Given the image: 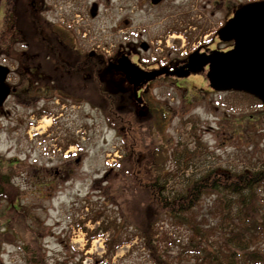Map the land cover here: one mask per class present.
Wrapping results in <instances>:
<instances>
[{"label": "rangeland", "instance_id": "1", "mask_svg": "<svg viewBox=\"0 0 264 264\" xmlns=\"http://www.w3.org/2000/svg\"><path fill=\"white\" fill-rule=\"evenodd\" d=\"M93 1L98 0H77L76 8L70 11L72 4L66 0H47L48 10L46 15L42 12V16H46L50 22L64 24L72 37H82L88 42L93 40L100 43L101 49L104 50L114 48L113 35H118L117 43L125 48L128 42L126 25L121 27V30L114 25L117 18L125 19L127 16V10L122 6L121 0H100L99 17L91 19L89 13L82 22L80 20L81 12L84 10L82 7L86 4L89 7ZM238 1L247 0H231V3ZM8 3V0H0V61H5L15 69L17 63L9 57L8 49L20 42L17 38L20 34L13 36L6 27H3L5 21L12 16ZM62 4H65L62 7L64 9L66 7V10L57 12L56 9L58 10ZM18 19L20 23L29 22L27 17L24 19L23 16H19ZM55 34L57 35L56 32ZM198 40H201V37ZM55 43L60 54L62 52L70 54V56L63 54L64 59L69 60L70 64L77 62L78 52L73 44L65 38L62 42L59 36ZM153 44L158 46L155 39ZM17 48H21L20 44H17ZM31 49L33 53L47 57L44 50H36L34 46ZM158 54L159 50L155 48L147 53V56L158 57ZM49 61L52 62L42 58L39 69L45 70L52 66ZM156 62L161 63L160 60ZM97 68L101 74L102 65ZM92 77L93 73H85V76L81 77V81L83 80L89 89L81 92L72 89L70 92L71 97H78L84 102L79 103L70 99L62 109L51 110V115L38 117L36 126L30 127L28 131L17 128L12 132L10 129L21 121L24 123L26 119H35L33 113L36 105L42 101L48 102V99H41L39 102L37 100L28 106L15 105L13 102L17 103L16 99L6 104L8 124L6 133L0 131V170L11 173L10 182L13 179L22 188L15 208H6L8 202L0 199V237L7 229L5 224L9 221L13 222L14 234L20 242L27 238L36 239L52 263L66 260L69 264H155L151 250L144 244L143 233L136 227L137 225L130 226L131 222L136 221L128 217L127 208L128 211L132 210L131 203L129 204L131 201L127 203V208L124 204L123 209L120 208L119 202L131 197H126L125 193H122L124 195L118 201L110 194V191L119 193L114 185L122 176L119 172L121 166L118 159L123 141L130 139L127 141L132 145H138L143 141L156 143L153 133L158 132L159 143L163 145L164 151L172 155L175 148L194 149L195 138L200 137L202 143L199 145V153L195 154L193 161L188 162L190 166L188 169L183 164L186 171L182 169L178 176L169 182L171 187L183 185L190 174L199 175L214 167L233 171L257 169L264 165V107L260 102L241 94L213 90L206 72L186 78L160 76L144 85L140 92L138 100L142 113L136 117L141 123L138 125L140 132L136 141L130 138L120 124L108 121L101 107L105 105V93L103 92V99L99 93L102 83H106L108 88L112 89L110 86L118 85L117 81H124L123 78L119 76V81L116 79L118 75L112 76L114 84H111L110 77H102L99 82H96L98 76L96 79L95 76ZM94 79L96 81H93ZM95 83L97 87L99 86L98 89H92ZM124 84L125 82L122 85ZM141 88L139 87L137 92ZM137 92L133 91L135 98H138ZM35 94L42 93L39 90ZM50 94V91L45 93L47 96ZM120 107L118 103L113 109L120 110ZM15 111L18 114L11 119V112ZM112 123L118 127L111 126ZM145 124L150 128V135L147 132L143 135L141 133L146 130ZM57 131L61 133L58 135ZM64 136L67 137L63 139ZM142 136L149 138L144 139ZM68 138L75 141L77 146L72 147L70 158L65 159L61 155L60 145L63 146ZM16 155H20V158L17 159ZM38 155L40 160L36 162L37 168H34L31 162ZM58 160L66 162V175L60 173L59 176L63 178L57 181L52 180L51 175L48 176L49 173L38 169L45 165H48V168L56 167ZM167 160V169L175 167L178 169L171 156ZM59 165L61 164L57 166ZM36 175L40 176L38 183L34 182ZM67 178L69 180L64 182L63 179ZM47 179L52 182L48 183ZM214 204V196L204 198L200 207L201 212L198 213L200 218L208 219V223L205 224L212 238L214 230L216 231L212 227L218 224V219L212 215V211L215 210ZM97 215L99 218L95 222L92 217ZM114 218L124 227L123 238L129 239L130 242L121 246L112 258H106L105 240L110 238L113 230L110 228L108 231H102L97 235L98 238L89 241L83 227L95 231ZM153 230L157 233L151 244L157 246L158 254L162 258L169 260L171 264L195 262L192 252L195 247L188 246L193 234L187 226L179 227L171 218L165 216ZM258 242L264 247V242L261 243L260 240ZM0 259V264H26L22 248L12 243L2 244Z\"/></svg>", "mask_w": 264, "mask_h": 264}, {"label": "trees", "instance_id": "2", "mask_svg": "<svg viewBox=\"0 0 264 264\" xmlns=\"http://www.w3.org/2000/svg\"><path fill=\"white\" fill-rule=\"evenodd\" d=\"M8 2L12 16L5 21L3 27H6L13 36L20 34V37L17 36V38L29 46L25 52L33 53L31 47L34 46L36 50H44L46 54L50 53L52 49L58 54L56 50L59 47L55 43L56 38L59 36L63 42L64 38L70 37V35L57 28L46 16H42V12L46 15L47 0H8ZM19 16H23L24 19L27 17L29 22L20 23ZM11 52H18V50L11 47ZM59 61L56 58L53 62H49L54 64L56 69H67L80 77L85 76V73H93L95 79L99 75L97 67L101 64L102 76L110 77L111 84H114L111 79L113 74L111 75V72L106 70L105 62L100 63L87 58L75 64L67 62L69 66L66 67ZM22 63L25 64L26 69H31L35 62L25 60ZM37 63H41V60ZM58 64L61 67L57 66ZM95 79L93 81H96ZM122 80L124 81H117L118 85H111L112 89L108 88L106 83H102L101 88L97 87V83H95L92 89L99 88L100 92H98L102 99L103 92L105 93V105L101 107H103L108 121L112 120L113 123L120 124V127H123L124 131L126 130L132 140L138 141L137 135L140 132L138 125L141 123L136 117L142 113V108L139 107V100L135 99L131 86L126 83L125 79ZM123 82H125L124 85H122ZM234 93L260 102L248 93ZM118 103L121 106L120 110L113 109ZM113 123L110 125L118 127ZM146 130L141 132L142 135L145 132L150 135L148 125H146ZM154 133L153 137H155L156 143L143 141L138 145H132L127 141L130 139L123 141L122 156L118 161L121 166L119 172L122 176L114 185L119 193L110 191L111 196L117 200L124 195L122 193H125L126 197H131V199L126 198L119 202L121 203L120 208L123 209V204L127 208V203L131 201L129 204L131 203L132 210L128 211L127 208L128 217L136 221L131 222L130 226L137 225L136 227L143 233L144 244L151 250L154 263H172L162 258L158 254L157 246L151 244L155 240L156 231H159L157 228H155L156 231L153 230L154 226L167 216L174 221L175 225L187 226L191 230L193 236L188 246L195 247L192 251L195 257L193 264H264V247L258 242L259 240L261 243L264 242V165L257 169L245 168L239 171L214 167L199 175L190 174L183 185L171 187L169 182L175 179L182 169L186 171L183 164L187 166V169L190 167L188 162L193 161L195 154L199 153L202 139L196 136L194 149L175 148L170 155L159 143V133ZM170 156L177 165V170L176 167L167 169V159ZM10 181V173L0 170V199L8 202L6 208L9 209L10 207L15 208L20 196L19 188ZM208 196H214L215 210L212 211V215L218 219V224L212 227L216 229L213 238L205 224L208 223V219L200 218L198 215L201 212L200 207L203 199ZM92 218L96 221L99 215ZM5 225L7 229L0 237V256L3 243L20 245L14 234L13 222L7 221ZM110 228L113 232L106 241V258H112L121 246L130 242L129 239L123 238L122 228L124 227L116 218L108 221L102 227H98V230L90 231L89 241L97 233L108 231ZM24 240L21 247L26 264H69L66 260L50 262L43 252V247L37 243L36 239L27 238ZM186 252L185 250L184 253Z\"/></svg>", "mask_w": 264, "mask_h": 264}, {"label": "flooded vegetation", "instance_id": "3", "mask_svg": "<svg viewBox=\"0 0 264 264\" xmlns=\"http://www.w3.org/2000/svg\"><path fill=\"white\" fill-rule=\"evenodd\" d=\"M72 4L70 11L76 8L75 2L77 0H66ZM72 1V2H71ZM82 1V0H80ZM256 0H247L245 2H234L231 0H121L122 6L127 10V16L125 19H119L115 21L114 25L121 30V27L126 25L128 42L125 44V48L117 43V36L113 35L114 47L110 49H101L100 43L95 41L88 42L82 37H72L64 24L56 23L53 24L69 34L70 37L65 38L70 44L74 45L75 50L78 52L77 62H81L87 58L94 59L97 62L116 63L119 58L126 54L128 58L143 70H155L161 67H169L171 69L183 65L189 56L196 52L200 54H211L215 51H227L233 46L231 41H223L220 38L219 30L228 22L233 16L234 12L243 4ZM97 4L96 15L92 16V5ZM100 3L101 1H93L90 6L86 4L84 10L81 12L80 20L85 19V16H89L91 19H96L100 15ZM62 4L58 7L57 12H63L66 10L62 7ZM60 8V9H59ZM89 11V12H88ZM80 15V14H79ZM53 19V18H52ZM114 34V32H113ZM151 35L153 38H151ZM201 37V40L198 38ZM154 39L158 42V46L154 45ZM158 48L159 56L148 57L147 53ZM51 51V50H50ZM59 53L56 54L54 50L47 54V57H41L37 53L26 54L19 53L15 54L13 58L15 61H24L28 59H42L53 60L57 58L59 62L64 63L65 66H69L66 60L63 58V52L60 54V50H56ZM70 56V54H64ZM159 58V59H158ZM160 60L161 63L156 62ZM65 61V62H64ZM1 64V62H0ZM57 66H60L58 64ZM208 69V66L206 67ZM119 73V72H118ZM121 76L120 74H116ZM84 77V76H83ZM102 72L98 75V82L102 79ZM6 83L10 85L15 91H11L8 98L2 103L0 102V131L6 133L7 128V108L6 104L9 101L15 100L17 103L12 101L15 105L28 106L41 99H48L42 101L36 105L33 115H37L45 111L47 113L51 110H60L71 100L84 102L78 97H71L70 92L72 89L75 92H81L87 90V87L81 77L71 71L62 68H55L54 64L48 69L40 70L39 64H34L33 69H22L21 65L18 68L12 70L6 78ZM74 84V86H72ZM82 84V85H81ZM146 86V85H145ZM132 91H134V87ZM144 86L137 92L138 98L141 95V91ZM42 94H35L39 91ZM50 91V95H45L46 92ZM40 95V96H38ZM135 98V99H138ZM37 112V114H35ZM10 118L17 116V112H11ZM54 114V113H53ZM35 119H27L25 126L18 124L21 130L28 131L30 127H33ZM61 131H57L59 135ZM64 139V138H63ZM71 147L64 146L61 149V155L65 159L70 158ZM78 161V160H77ZM57 166H45L38 167L39 170L49 173L52 180L57 181L63 178L60 173L66 175V162L58 160ZM34 168L37 166L33 165ZM70 169V168H69ZM51 172V173H50ZM69 172V170L67 171ZM56 173L57 176L54 174ZM56 177L54 178L53 175ZM62 175V174H61ZM59 176V177H58ZM40 176L36 175L35 183H38ZM29 178H27L28 180ZM65 179V178H64ZM67 182L69 178L64 180ZM47 182L50 183L51 181ZM47 183V184H48ZM22 188V186H20Z\"/></svg>", "mask_w": 264, "mask_h": 264}, {"label": "water", "instance_id": "4", "mask_svg": "<svg viewBox=\"0 0 264 264\" xmlns=\"http://www.w3.org/2000/svg\"><path fill=\"white\" fill-rule=\"evenodd\" d=\"M219 33L223 40L235 41L231 50L199 57L192 55L184 66L172 71L167 68L142 71L127 57L120 58L118 64H110L109 68L124 72L130 83L139 86L163 73L184 77L204 70V66L209 64L207 77L211 87L248 92L264 103V1L240 7ZM0 70L4 71L0 75L3 101L10 91L4 83L9 68L1 66Z\"/></svg>", "mask_w": 264, "mask_h": 264}]
</instances>
